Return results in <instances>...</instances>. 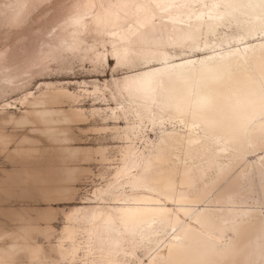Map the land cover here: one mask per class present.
<instances>
[{"label": "bare ground", "instance_id": "obj_1", "mask_svg": "<svg viewBox=\"0 0 264 264\" xmlns=\"http://www.w3.org/2000/svg\"><path fill=\"white\" fill-rule=\"evenodd\" d=\"M95 5L86 0L67 8L33 48L23 50L18 64L0 56L4 96L23 86L52 48L76 47L90 28L106 33L118 65L140 66L120 79L136 112L132 129L138 133L147 123L162 130L147 154L127 147L123 169L130 172L131 194L121 195L124 204L112 212L84 210V239L75 240L68 229L61 258L75 259L83 249L106 257L95 264H128L137 247L149 255L147 264H238L249 241L237 240L246 234V220L237 210L193 204L207 197L247 145L264 144V0H103L87 21L86 11ZM254 38L261 41L250 44ZM230 40L242 47L227 49ZM176 47L203 56L173 59L178 55L169 49ZM44 97L31 105H46ZM241 180L220 196L223 203H239Z\"/></svg>", "mask_w": 264, "mask_h": 264}, {"label": "rangeland", "instance_id": "obj_2", "mask_svg": "<svg viewBox=\"0 0 264 264\" xmlns=\"http://www.w3.org/2000/svg\"><path fill=\"white\" fill-rule=\"evenodd\" d=\"M78 1L86 0H0V56L8 64H18L23 50L33 48L62 12ZM102 1L88 7L87 21ZM259 41L254 38L250 44ZM224 46L242 47L233 40ZM111 49L109 35L87 29L76 47L52 48L23 86L0 95V262L95 264L93 259L106 260L99 251L85 254L83 249L78 250L77 259H62L59 250L68 247V229L75 240L83 241L86 224L79 218L84 210L100 207L112 212L111 207L124 204L121 195L131 194L126 184L130 172L123 169L130 152L127 147L147 154L152 142L158 144L162 136L161 129L147 123L138 133L132 129L136 112L121 90L120 79L140 66L118 65ZM169 51L178 55L173 59L193 53L203 56L197 49ZM41 94L46 105H31ZM247 146L207 197L193 206L240 212L246 220V237L237 240L249 241L238 255V264H264V144ZM241 175L244 193L239 203H223L224 194L232 192ZM231 235L228 232L223 243H229ZM133 251L136 257L128 264L148 263L143 249Z\"/></svg>", "mask_w": 264, "mask_h": 264}]
</instances>
